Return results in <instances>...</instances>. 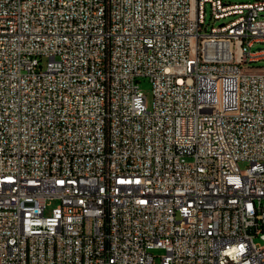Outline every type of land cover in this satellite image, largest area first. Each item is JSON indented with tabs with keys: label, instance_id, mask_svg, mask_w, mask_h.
Here are the masks:
<instances>
[{
	"label": "built area",
	"instance_id": "2783aa9c",
	"mask_svg": "<svg viewBox=\"0 0 264 264\" xmlns=\"http://www.w3.org/2000/svg\"><path fill=\"white\" fill-rule=\"evenodd\" d=\"M256 42L264 0H0V264H264Z\"/></svg>",
	"mask_w": 264,
	"mask_h": 264
},
{
	"label": "rangeland",
	"instance_id": "374dc122",
	"mask_svg": "<svg viewBox=\"0 0 264 264\" xmlns=\"http://www.w3.org/2000/svg\"><path fill=\"white\" fill-rule=\"evenodd\" d=\"M233 2L237 1V2H246V1H250V0H231ZM207 20L209 22H214V20L212 19L211 16V11H210V7H207ZM223 20H218L215 22V25H218L222 22ZM258 47H264V42H256L255 45L253 46V50H256ZM251 65L254 66H264V59L258 60V61H254L251 63ZM138 84L140 86V88L142 89V91L144 92V94L147 96V101H148V105L149 107H152L153 105V100H154V93H153V83L151 81V79L147 76H141L138 78ZM247 165V162H241V167L245 168ZM59 201L56 199L53 200H49V204L48 207L46 209V215H51L53 209L58 205ZM257 241H259V239H257ZM153 253L156 256V263L159 264V259L160 257L158 255L162 254V250L161 249H155L153 250Z\"/></svg>",
	"mask_w": 264,
	"mask_h": 264
}]
</instances>
